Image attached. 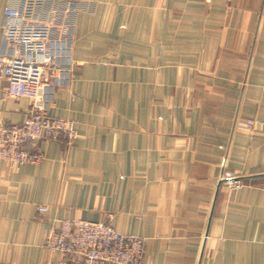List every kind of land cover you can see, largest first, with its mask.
I'll use <instances>...</instances> for the list:
<instances>
[{
	"label": "crops",
	"instance_id": "crops-1",
	"mask_svg": "<svg viewBox=\"0 0 264 264\" xmlns=\"http://www.w3.org/2000/svg\"><path fill=\"white\" fill-rule=\"evenodd\" d=\"M25 1L0 0V55L5 8ZM73 1L41 100L76 136L0 159V264L58 259L48 229L76 218L143 236L142 264H264V126L243 127L264 120V0ZM6 86L0 120L20 122L31 101Z\"/></svg>",
	"mask_w": 264,
	"mask_h": 264
},
{
	"label": "built area",
	"instance_id": "built-area-1",
	"mask_svg": "<svg viewBox=\"0 0 264 264\" xmlns=\"http://www.w3.org/2000/svg\"><path fill=\"white\" fill-rule=\"evenodd\" d=\"M43 1L27 0L4 11V38L11 52L0 55V76L7 80V95L31 101L24 120H0V159L16 164L41 162L44 153L36 148L40 141L65 139L71 143L76 136L73 121L48 113L41 95L47 87L45 72L55 70L65 57L62 45L71 38L66 14L77 4L69 0L64 9H55L45 18L37 12ZM258 124L264 126V120L247 117L243 127L251 130ZM225 180L230 186L240 184L233 175ZM38 209L44 212L48 206ZM45 245L59 253L58 259L46 264H142L145 238L117 230L111 218H76L52 223Z\"/></svg>",
	"mask_w": 264,
	"mask_h": 264
}]
</instances>
